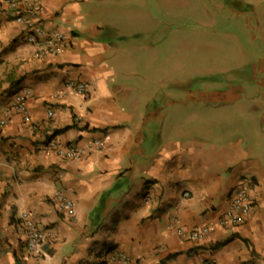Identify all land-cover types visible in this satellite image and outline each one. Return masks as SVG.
Masks as SVG:
<instances>
[{"label": "crops", "instance_id": "1", "mask_svg": "<svg viewBox=\"0 0 264 264\" xmlns=\"http://www.w3.org/2000/svg\"><path fill=\"white\" fill-rule=\"evenodd\" d=\"M170 6L200 33L239 39V80L220 68L195 85L162 57L149 61ZM28 12L66 40L37 55L0 0V118L31 90L30 120L13 112L0 124V264H106L112 248L133 264H264V0H39ZM72 80L88 90L70 91ZM104 134L78 158L45 148ZM240 185L252 211L222 223ZM23 212L49 233L42 252L27 248ZM176 227L209 232L193 240Z\"/></svg>", "mask_w": 264, "mask_h": 264}, {"label": "built area", "instance_id": "2", "mask_svg": "<svg viewBox=\"0 0 264 264\" xmlns=\"http://www.w3.org/2000/svg\"><path fill=\"white\" fill-rule=\"evenodd\" d=\"M4 4L14 10L16 22L30 30L27 35V41L38 46L37 55L55 53L64 45L66 35L63 32L58 30L46 31L42 22H34L33 17L29 14L30 7L38 5L39 0H4ZM23 4L26 6L25 8H22ZM39 9H42V7L40 6ZM66 86L70 91L81 94H84L89 87L86 82L73 80L69 81ZM30 94L31 90L28 88L17 93L12 100L11 108L8 110L6 117L0 118V124L6 123L9 118L8 115L13 112L20 113L25 120H30V111L27 107V98ZM55 113L54 110H49V115H54ZM108 137V134H104L102 138L94 139L88 146L62 145L56 139H51L47 142L45 148L60 156L78 158L84 155L89 147L94 145L102 147ZM54 199L66 214L73 215L75 213V203L65 192L57 191ZM252 207L253 201L246 186L240 185L234 190L229 206L221 221L222 223L230 224L243 223L251 213ZM22 219L27 232V248L33 252H42L44 242L49 233L45 229L40 228L28 212L22 213ZM175 231L183 238L198 240L208 234L209 228L199 227L189 230L176 227ZM104 261L106 264H133L130 256L119 248H112L106 251Z\"/></svg>", "mask_w": 264, "mask_h": 264}, {"label": "rangeland", "instance_id": "3", "mask_svg": "<svg viewBox=\"0 0 264 264\" xmlns=\"http://www.w3.org/2000/svg\"><path fill=\"white\" fill-rule=\"evenodd\" d=\"M182 6L184 5L180 7ZM176 7H167L165 15L162 16L163 22L158 28L159 31L156 32L160 33V39L153 45V48L156 46L158 49L157 54L154 55L151 51L148 56L149 61L153 63L155 56L162 57L167 69L180 70L182 76L191 78L192 84L195 85L211 82L212 77H218L219 73H221L219 71L220 68H224V72L231 75L230 79L236 77L239 80L237 75L239 71L234 69L239 66L238 58L242 56V53H240L242 52V45L239 43V39L226 37L222 33H200L201 26L192 20L186 18L178 19L174 16L173 11ZM128 27L125 26L126 29ZM149 40L152 42V34ZM191 43H196L197 45L194 44L191 47ZM177 48H179L178 51L176 50ZM194 49L196 53H194ZM209 54L215 56L206 59ZM193 59H195L194 66L192 63ZM209 69L211 71H208ZM223 77L226 78L225 75ZM240 79L242 78L240 77ZM226 80L223 79V83L228 81ZM219 87L226 88L227 85ZM166 91L169 92L170 87H166Z\"/></svg>", "mask_w": 264, "mask_h": 264}]
</instances>
